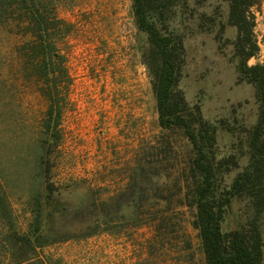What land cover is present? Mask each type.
I'll use <instances>...</instances> for the list:
<instances>
[{"label":"rangeland","instance_id":"obj_1","mask_svg":"<svg viewBox=\"0 0 264 264\" xmlns=\"http://www.w3.org/2000/svg\"><path fill=\"white\" fill-rule=\"evenodd\" d=\"M50 1L59 17L73 25L63 48L75 85L49 166L40 159L47 102L25 78L15 53L25 39L0 26V186L10 205L9 219L0 212V264H205L193 209L176 207L192 242L180 257L173 249L162 254L150 218L158 211L153 199L160 190L181 195L192 148L175 135L176 149L164 168L149 158L148 169L161 176H141L146 147L156 145L162 131L142 59L147 39L135 25L132 0ZM216 11L226 24L229 5L224 0H208L200 10ZM254 12L261 51L250 66L264 64V0ZM197 25L178 21L172 26L185 36L180 89L187 102L199 105L208 121L232 119L235 110L240 123L253 126L256 91L238 83L232 46L237 30L228 26L220 44L218 28L210 34ZM235 143L231 135L221 134L219 158L232 152ZM145 195L147 206L141 204ZM245 214L246 202L233 201L226 229L245 223Z\"/></svg>","mask_w":264,"mask_h":264},{"label":"trees","instance_id":"obj_2","mask_svg":"<svg viewBox=\"0 0 264 264\" xmlns=\"http://www.w3.org/2000/svg\"><path fill=\"white\" fill-rule=\"evenodd\" d=\"M207 1L132 0L135 25L147 39L142 59L162 131L157 144L146 147L141 176H161L160 171L152 173L153 169H148L149 158H155L164 168L176 149L172 142L175 135L181 134L192 148L185 181L179 188L181 195H165L160 190L153 199L158 211L150 218L164 255L173 249L180 257L192 249L190 236L176 212V207H188L195 211L193 227L199 233L205 264H264V64L249 65L261 51L254 12L260 0H224L229 5L226 24L219 11L212 15L200 12ZM178 21H197V29L203 33L211 34L218 28L216 39L220 44L228 26L237 30L232 46L238 83L252 85L256 91L258 114L253 126L240 123L235 110L232 119L208 121L199 105L187 102L180 89L186 65L185 36L172 27ZM0 26L25 39L15 47V53L25 78L47 102L41 123L40 159L49 166L51 150L62 140V124L75 85L70 56L63 48L72 36L73 25L59 17L50 0H0ZM224 133L236 143L232 152L219 158V137ZM234 172L237 174L230 180ZM48 190L54 193L52 183ZM5 195L0 186V212L9 219L10 205ZM235 200L246 202V222L227 230L225 223ZM149 201L145 195L141 204L147 206Z\"/></svg>","mask_w":264,"mask_h":264}]
</instances>
